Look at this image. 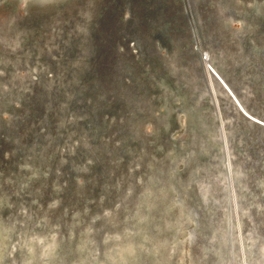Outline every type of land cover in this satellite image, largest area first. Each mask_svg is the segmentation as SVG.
Returning <instances> with one entry per match:
<instances>
[{
	"label": "rangeland",
	"instance_id": "rangeland-1",
	"mask_svg": "<svg viewBox=\"0 0 264 264\" xmlns=\"http://www.w3.org/2000/svg\"><path fill=\"white\" fill-rule=\"evenodd\" d=\"M0 264H264V0H0Z\"/></svg>",
	"mask_w": 264,
	"mask_h": 264
}]
</instances>
